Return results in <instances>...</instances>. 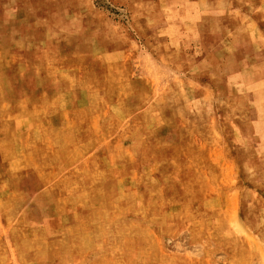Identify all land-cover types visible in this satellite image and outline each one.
Wrapping results in <instances>:
<instances>
[{
	"label": "rangeland",
	"instance_id": "1",
	"mask_svg": "<svg viewBox=\"0 0 264 264\" xmlns=\"http://www.w3.org/2000/svg\"><path fill=\"white\" fill-rule=\"evenodd\" d=\"M232 1L0 0V264H264Z\"/></svg>",
	"mask_w": 264,
	"mask_h": 264
},
{
	"label": "crops",
	"instance_id": "2",
	"mask_svg": "<svg viewBox=\"0 0 264 264\" xmlns=\"http://www.w3.org/2000/svg\"><path fill=\"white\" fill-rule=\"evenodd\" d=\"M233 0L236 4V18L246 21L247 28L241 29V32L249 31L253 43V52L251 58L243 54L239 61L242 77L246 76L248 70L252 72L253 83L264 82V0ZM250 4L251 7L245 8L242 4ZM258 105L264 104V91H259L254 97Z\"/></svg>",
	"mask_w": 264,
	"mask_h": 264
}]
</instances>
